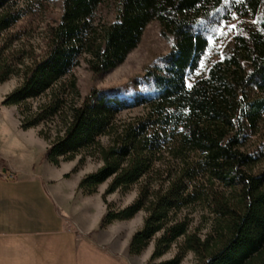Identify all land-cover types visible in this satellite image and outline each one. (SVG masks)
I'll use <instances>...</instances> for the list:
<instances>
[{
	"label": "trees",
	"instance_id": "1",
	"mask_svg": "<svg viewBox=\"0 0 264 264\" xmlns=\"http://www.w3.org/2000/svg\"><path fill=\"white\" fill-rule=\"evenodd\" d=\"M20 1L0 0V83L22 76L1 105L23 107L24 130L61 121L44 153L54 165L80 155L78 171L87 157L102 161L78 186L91 195L111 179L101 227L145 210L128 252L139 255L155 239L147 264H180L188 251L196 264H264V169L254 170L264 155V0H118L115 18L102 25L95 14L106 0H62L44 55L29 64L12 32L28 10ZM153 20L171 45L137 80L139 89L93 87L81 96L73 69L83 55L93 72L109 71ZM214 41L220 51L205 64ZM36 99L43 101L34 110ZM137 106L144 115L119 120ZM143 179L131 204L108 203L109 194ZM196 205L216 216L205 238L185 212ZM174 243V257L157 261Z\"/></svg>",
	"mask_w": 264,
	"mask_h": 264
},
{
	"label": "rangeland",
	"instance_id": "2",
	"mask_svg": "<svg viewBox=\"0 0 264 264\" xmlns=\"http://www.w3.org/2000/svg\"><path fill=\"white\" fill-rule=\"evenodd\" d=\"M117 1L118 0H106L99 6L95 14V22L97 25L111 22L115 18ZM61 3L62 0H43L40 3L30 5V2L26 3L24 0L20 1V5L26 6L28 10L23 18L14 26L12 32L19 36V39L16 41V46L24 52L27 64L44 55L49 41L50 30L52 26L57 24L61 15ZM213 44V51L206 55L205 64L208 62L210 63L218 56L217 52L220 51V43L214 41ZM170 45V40L162 33L160 23L157 20H153L146 26L138 46L127 55L122 63L113 69L106 72L95 73L90 69L87 63V56L83 55L80 64L73 69V75L77 79V85L81 96H85L93 87L106 88L111 91H118L123 88L122 92H120L123 95L136 92L139 89L137 80L144 76L146 69L153 65L157 58L168 53ZM204 67L205 65H203V68ZM200 70L202 72V69ZM21 80V75H14L8 80L0 83V151H7L5 155L6 159L4 160L7 167H9L8 164L12 163L21 167V169H25L35 162L40 165V159L42 157L41 149L44 153L46 152L58 130L61 128V121L59 119H54V121L41 123L27 130L22 129L21 112L23 107L16 105H1V101L4 99L5 95L17 87ZM42 101L43 100L36 99L29 101V103L32 109L36 110ZM146 111L145 107L137 106L123 110L118 118L120 121L126 122L144 115ZM21 131H23V134H20ZM102 140L107 142L108 137H103ZM259 142L260 139L258 134L254 135L248 142V147L250 149H255L257 148L256 144H259ZM44 153L43 160H46L44 159ZM2 159L3 158L0 156V162H2ZM79 159L80 155L71 161L63 160L62 163L63 166H71L72 164L71 167L73 169L71 173H74L75 176L83 177L97 170L102 165L101 160L87 157L85 164L82 165L78 171H73ZM263 169L264 155L261 161L255 166L254 170ZM25 177L28 176H25L23 171H19V178ZM38 178H40L38 179L40 182L44 181L41 176H38ZM110 180L111 179L101 184L97 192L93 193V201L91 204L93 210L94 207H96L95 198L97 195L101 197V200L105 203L103 195ZM146 182L147 180L143 179V181L134 184L127 191L118 190L109 194L107 196L108 203H111L112 207L115 209L123 208L131 204L137 198L141 186ZM44 193L45 196L48 195V190L44 189ZM98 200L101 204V200ZM188 211L185 212L189 213L192 218L191 229L205 238L207 234L212 232L216 216L204 205L193 206ZM146 215L147 212L141 210L132 219L114 221L107 227L108 231L106 234L109 237L112 235L117 236L116 239H114V245H129L133 234L142 227ZM154 245L155 239H153L148 247L139 255L129 254L127 246L123 249L124 255L122 256L120 254L118 258L122 260L124 264H147L153 252ZM177 251L178 243H174L162 257L157 259V261L170 259L174 257ZM180 264H196L194 252L188 251Z\"/></svg>",
	"mask_w": 264,
	"mask_h": 264
},
{
	"label": "crops",
	"instance_id": "3",
	"mask_svg": "<svg viewBox=\"0 0 264 264\" xmlns=\"http://www.w3.org/2000/svg\"><path fill=\"white\" fill-rule=\"evenodd\" d=\"M41 152L40 165L21 169L7 167V151H0V264H124L118 257L128 244L114 245L117 236L101 227L102 198L96 196L93 210V194L78 188L83 176L71 173L72 164L43 160ZM19 171L28 177L20 179Z\"/></svg>",
	"mask_w": 264,
	"mask_h": 264
},
{
	"label": "built area",
	"instance_id": "4",
	"mask_svg": "<svg viewBox=\"0 0 264 264\" xmlns=\"http://www.w3.org/2000/svg\"><path fill=\"white\" fill-rule=\"evenodd\" d=\"M10 177H11V178H16V174L12 173V174L10 175Z\"/></svg>",
	"mask_w": 264,
	"mask_h": 264
},
{
	"label": "snow or ice",
	"instance_id": "5",
	"mask_svg": "<svg viewBox=\"0 0 264 264\" xmlns=\"http://www.w3.org/2000/svg\"><path fill=\"white\" fill-rule=\"evenodd\" d=\"M190 86V85H189Z\"/></svg>",
	"mask_w": 264,
	"mask_h": 264
}]
</instances>
